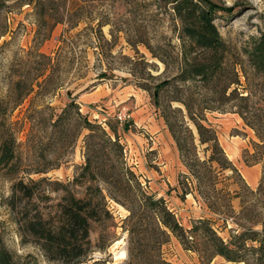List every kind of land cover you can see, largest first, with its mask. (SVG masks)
<instances>
[{
    "label": "rangeland",
    "instance_id": "rangeland-1",
    "mask_svg": "<svg viewBox=\"0 0 264 264\" xmlns=\"http://www.w3.org/2000/svg\"><path fill=\"white\" fill-rule=\"evenodd\" d=\"M30 1L0 0V27L8 30L0 39V136L12 135L16 155L13 166H0V233L16 264H60L50 262L30 236L24 237L17 223L22 216L7 206L16 182L38 183L33 189L40 196L27 204L32 214L55 211L66 194L61 184L78 198L96 186L74 181L86 162L89 131L77 137L74 120L58 122L71 99L89 121L120 137L123 162L137 175L143 192L164 197L185 229L209 219L225 241L244 229H262L264 112L256 111L253 125H247L233 106L224 112L199 110L225 151L226 157L217 152L216 159L227 167V158L238 172L222 170L217 162L196 165L198 179L184 166L165 125L164 115L181 117L169 108L176 89L163 90L159 108L155 105V87L180 69L179 23L170 4L164 0ZM211 1L233 9L231 15L221 13L216 20L230 48L225 71H255L245 49L264 36V0ZM255 83L263 80L255 77ZM186 88L187 97L197 99L196 107L206 105L201 83L194 81ZM261 95L257 93L254 104ZM176 108L186 111L175 102ZM194 134L195 145L191 136L182 137H187L189 158L198 155L203 161L212 151L200 144L195 129ZM116 197L122 202L107 198L111 216L99 206V218L90 221L92 251L84 264H242L220 256L209 261L204 245L194 244L188 251L173 236L162 246L163 238L150 218L141 227L147 232L131 235L123 194L116 192Z\"/></svg>",
    "mask_w": 264,
    "mask_h": 264
},
{
    "label": "trees",
    "instance_id": "trees-1",
    "mask_svg": "<svg viewBox=\"0 0 264 264\" xmlns=\"http://www.w3.org/2000/svg\"><path fill=\"white\" fill-rule=\"evenodd\" d=\"M164 1L172 6L175 19L179 23L180 69L172 79L162 81L155 87L153 99L156 107L159 108L161 92L169 88L176 89L177 95L170 100L169 108L172 114L175 116L180 114L181 117L172 118L168 113L164 115L165 125L176 143L184 166L199 179V172L195 171L196 165L212 164L213 166L217 162L223 166L216 159V153L225 156L216 132L204 125L203 115L199 110L212 113L224 112L226 108L233 106L235 112L247 125H253L252 118L256 111L264 112V36L253 39L245 49L249 63L255 71H225L230 48L222 37L216 20L221 13L231 15L233 9L231 11L224 9L211 0ZM7 34V27H0V39ZM255 77L262 79L263 83L256 84ZM194 81L203 85L205 90L203 96L207 97V103L201 105V109L194 103L197 99L187 97L190 89H187L186 85ZM257 88L260 90L257 91ZM32 91V88L27 91L24 98ZM257 93H262L261 99L254 104ZM175 102L181 104L186 111L184 112L182 108L173 109ZM260 116L262 118V114L259 113L258 117ZM187 117L199 135L200 144L206 145L207 152L212 151V154L203 161L198 155L189 158L185 144L187 137L182 135L186 133L191 136L194 145L196 137L194 129L186 120ZM73 120L78 124L77 137L84 130L89 131L85 137L86 162L81 166V171L74 181L76 183L87 181L95 183L96 186L89 187L84 198H78L61 184L66 189V194L55 206V211L49 214L39 211L32 214L31 209L27 208L28 203H32L40 196L39 191L33 189L38 186L33 180L30 184L23 180L16 182L12 188V195L6 201L8 207L22 216L17 223L24 232V237L30 236L50 262L86 263L92 251L90 221L99 218L97 209L99 206H103L105 213L111 216L107 198L109 196L121 203L122 201L116 197V192H120L124 198L122 204L127 206L130 212L126 220L132 224V229L129 230L131 235L147 232V229L141 227L143 221L150 218L160 237L163 238L162 246L169 244L173 236L188 251L193 250L194 244L204 245V252H207L209 261L220 256L232 263L264 264V223L261 230L244 229L242 233L232 235L229 241H225L219 235L209 219H200L191 229H185L164 197L158 198L154 194L143 192L142 183L137 175L123 162L125 147L120 137L115 133L113 137L100 124L89 121L87 116L82 115L81 107L75 99H71L62 110L58 122L69 124ZM14 141L12 135L11 138L0 136V166H13L16 158ZM261 141L264 144V139ZM192 160L193 163L190 162ZM226 160L229 165L223 166L222 170L231 169L238 172L232 162L227 158ZM93 191L94 195H92ZM0 264H16L13 255L4 244L1 233Z\"/></svg>",
    "mask_w": 264,
    "mask_h": 264
},
{
    "label": "crops",
    "instance_id": "crops-1",
    "mask_svg": "<svg viewBox=\"0 0 264 264\" xmlns=\"http://www.w3.org/2000/svg\"><path fill=\"white\" fill-rule=\"evenodd\" d=\"M253 174H254V177H258V171L256 170V171H253Z\"/></svg>",
    "mask_w": 264,
    "mask_h": 264
}]
</instances>
